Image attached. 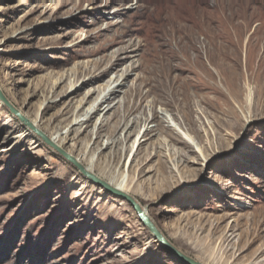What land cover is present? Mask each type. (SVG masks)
Listing matches in <instances>:
<instances>
[{
    "label": "rangeland",
    "instance_id": "rangeland-1",
    "mask_svg": "<svg viewBox=\"0 0 264 264\" xmlns=\"http://www.w3.org/2000/svg\"><path fill=\"white\" fill-rule=\"evenodd\" d=\"M0 91L182 254L264 264V0H0ZM28 132L0 102V264H181Z\"/></svg>",
    "mask_w": 264,
    "mask_h": 264
},
{
    "label": "bare ground",
    "instance_id": "bare-ground-1",
    "mask_svg": "<svg viewBox=\"0 0 264 264\" xmlns=\"http://www.w3.org/2000/svg\"><path fill=\"white\" fill-rule=\"evenodd\" d=\"M206 74V76H208V77H211V75L209 74V73H205ZM106 93V94H105ZM117 93H119V90L118 89H116V87H111V85H107L106 86V90H104V92L102 93V94H100L99 96H98V99L97 100H95L94 101V103L92 104V105H90L85 111H84V113H83V115L82 116H80V117H78V118H76V119H74L73 121H72V123H71V126H73V127H75L76 129L75 130H79L80 128H82V126L83 125H87L89 122H91V119L93 118V116L95 115V114H97L98 112H99V106H101L102 104H104V103H108V102H110V100H111V98H113V97H115V95L117 94ZM4 94V93H3ZM101 96H102V98H101ZM4 97H5V99L9 102V104L17 111V112H19L20 114H21V116L23 117V118H25L35 129H37L38 131H40L42 134H44L42 131H41V129H40V127H39V125H38V122L35 120V119H31V118H28V117H25L21 112H20V110L19 109H17V108H15L14 107V105L10 102V100L7 98V96L4 94ZM97 102H98V104H97ZM97 104V105H96ZM111 109H113V107H110V106H107V108L106 109H104V110H106V112H105V114L104 115H106V114H108L110 111H111ZM153 118H151L152 120H154V119H156V118H158V116H156L155 114L152 116ZM162 117V119H163V115L161 116ZM147 120H149V119H147ZM105 120L103 119V120H101V122H100V124H99V126H101V124L104 122ZM133 124H134V122H133ZM143 125H142V132H143V137H148L151 133H157V132H160V129L159 128H157V129H154V127H151L150 126V124H151V122L150 121H146L145 120V122L144 123H142ZM150 126V127H149ZM87 127V126H86ZM72 129V127L70 128V130ZM29 130V129H28ZM69 129H66V130H64L63 132H61V131H58V132H56L53 136H49V137H47L45 134V136L49 139V141L52 143V144H54L55 146H57V147H61V145L60 144H62V143H64L66 140H67V138H68V135H69V133L70 132H72V131H70ZM32 136V132L29 130V132H28V136ZM127 138H128V136H124L123 137V139H122V134H121V136L119 137V138H117V139H115V140H112V139H110V138H107V140L105 141V145H106V148L108 149V148H112V146L113 145H115L116 143H124L126 140H127ZM144 142H146V140L144 141ZM171 143L174 145V146H177V145H180V144H190L186 139H184L183 137H180V140H177V139H172L171 140ZM104 145V142L102 143V146ZM142 144H138V147L139 146H141ZM61 149V148H60ZM121 151H123V145H122V149H121ZM126 152V151H125ZM75 158V157H74ZM76 159V158H75ZM77 160V159H76ZM93 161H94V156H90L89 157V159H88V165H83L80 161H78L77 160V162L79 163V164H81L84 168H85V170L87 171V172H89V173H91V174H93L94 176H96L97 178H99L100 180H102V181H104L105 183H107L109 186H111L112 188H114V189H116V190H118V191H121V192H123V193H125V194H127V195H129L128 194V185H130V183L128 182V181H125V178L123 177V179L121 180V181H116L115 183H113V181H105V180H103V179H101L98 175H95L94 173H93V171H92V165H93ZM141 172L142 171H140L139 172V174H141ZM130 196V195H129ZM132 198V197H131ZM134 201H135V203L137 204V205H139L138 204V202L134 199V198H132ZM140 207V206H139ZM141 208V210L145 213V215L147 216V218H149L148 217V215L146 214V211L142 208V207H140ZM149 220H150V218H149ZM150 222L155 226V224L150 220ZM156 227V226H155ZM157 228V227H156ZM160 232V231H159ZM161 233V232H160ZM151 235V234H150ZM163 236V235H162ZM164 237V236H163ZM165 238V237H164ZM165 240L167 241V239L165 238ZM227 241V237H226V235L222 238V240H221V242L220 243H225ZM168 243H169V241H167ZM170 244V243H169ZM184 255V254H183ZM186 256V255H185ZM207 259V258H206ZM207 262H208V264H220L219 262H215V261H213V260H209V259H207Z\"/></svg>",
    "mask_w": 264,
    "mask_h": 264
},
{
    "label": "water",
    "instance_id": "water-1",
    "mask_svg": "<svg viewBox=\"0 0 264 264\" xmlns=\"http://www.w3.org/2000/svg\"><path fill=\"white\" fill-rule=\"evenodd\" d=\"M0 102L6 107L8 112L17 119V121L29 129L35 136H37L47 147L56 152L61 158H63L66 162H68L73 168L77 170V172L89 183L95 185L96 187L102 189L106 194H109L115 198H118L124 202H126L131 209L135 212L138 221L141 225L151 234L155 242L160 245V247L165 250L170 256L178 260L181 264H201L199 262L194 261L193 259L183 255L179 252L175 247L169 244L159 230L150 222L149 218L145 215V213L141 210L139 205L135 203V201L131 198V196L118 191L111 186H109L104 181L100 180L93 174L87 172L85 168L77 162V160L67 154L65 151L60 149L59 147L52 144L49 139L42 134L40 131L35 129L25 118L21 116L19 112H17L5 99L4 95L0 91Z\"/></svg>",
    "mask_w": 264,
    "mask_h": 264
}]
</instances>
